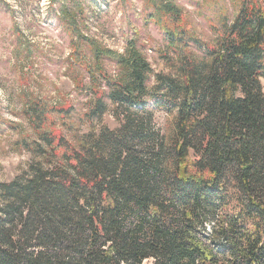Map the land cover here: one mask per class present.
Returning a JSON list of instances; mask_svg holds the SVG:
<instances>
[{"label":"trees","instance_id":"trees-1","mask_svg":"<svg viewBox=\"0 0 264 264\" xmlns=\"http://www.w3.org/2000/svg\"><path fill=\"white\" fill-rule=\"evenodd\" d=\"M143 1L171 74L135 38L122 53L90 38L86 0L49 2L84 108L22 103L36 136L20 142L27 169L0 182V264H264V0L220 13L209 40L177 0ZM36 9L0 0L20 58ZM157 110L177 114L170 139Z\"/></svg>","mask_w":264,"mask_h":264},{"label":"rangeland","instance_id":"rangeland-1","mask_svg":"<svg viewBox=\"0 0 264 264\" xmlns=\"http://www.w3.org/2000/svg\"><path fill=\"white\" fill-rule=\"evenodd\" d=\"M26 1L40 9H36L37 16L33 20L20 21L23 42L27 45L23 59L13 44L18 34L10 16L0 14V182L15 179L27 169L32 159V154L20 143L36 136L21 116L25 100L37 99L52 104L50 107L69 102L80 111L84 108L82 93L71 77L74 70L69 65V37L56 21L47 20V6L51 0ZM86 2L90 12L86 34L90 38L119 53L125 51L128 40L135 38L155 72L172 73L171 61L166 57L169 51L166 34L159 25L144 19L143 0ZM177 2L190 29L204 40L212 38L211 25L218 23L219 14L230 11L229 16L233 17L240 4V0ZM106 67L115 71L114 63L106 62ZM262 84L264 87V80ZM80 111L72 113L77 115ZM53 113L55 117H61L56 111ZM176 118L175 111L157 110L155 113V122L167 139L173 135ZM104 122L112 128L117 126L110 113L105 115Z\"/></svg>","mask_w":264,"mask_h":264}]
</instances>
